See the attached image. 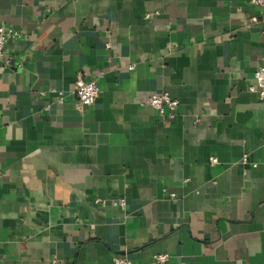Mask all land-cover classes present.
I'll list each match as a JSON object with an SVG mask.
<instances>
[{
  "label": "crops",
  "instance_id": "0c3cea01",
  "mask_svg": "<svg viewBox=\"0 0 264 264\" xmlns=\"http://www.w3.org/2000/svg\"><path fill=\"white\" fill-rule=\"evenodd\" d=\"M0 26L16 34L0 61V264H264V100L247 89L264 5L0 0ZM79 73L100 86L85 113ZM164 93L171 119L146 106Z\"/></svg>",
  "mask_w": 264,
  "mask_h": 264
},
{
  "label": "built area",
  "instance_id": "2783aa9c",
  "mask_svg": "<svg viewBox=\"0 0 264 264\" xmlns=\"http://www.w3.org/2000/svg\"><path fill=\"white\" fill-rule=\"evenodd\" d=\"M250 5L255 7H262L264 0H246ZM252 22L255 19L251 20ZM16 34L8 28L0 26V61L3 58V52L8 38L15 37ZM134 65H129L128 69L133 70ZM248 92L256 95L260 100H264V61L260 64L254 74L253 83L249 84ZM100 95V86L97 81L86 80L84 73L77 75L74 87V97L77 102V110L80 113H85L90 107H92L95 101ZM62 101L61 93L58 94V102ZM146 106L156 111L161 117L171 119L174 117L175 111L178 107V101L172 99L167 93H164L157 97H151ZM211 165L217 164L215 158H210ZM169 259V256L165 253L157 254L153 256V261L157 264H165ZM112 264H133L132 261L125 255H116L112 258Z\"/></svg>",
  "mask_w": 264,
  "mask_h": 264
}]
</instances>
